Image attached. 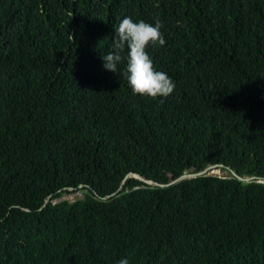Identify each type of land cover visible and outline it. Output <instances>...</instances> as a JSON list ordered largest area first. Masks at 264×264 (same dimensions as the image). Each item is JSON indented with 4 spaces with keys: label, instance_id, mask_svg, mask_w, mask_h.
<instances>
[{
    "label": "trees",
    "instance_id": "1",
    "mask_svg": "<svg viewBox=\"0 0 264 264\" xmlns=\"http://www.w3.org/2000/svg\"><path fill=\"white\" fill-rule=\"evenodd\" d=\"M125 17L166 99L104 69ZM121 259L264 264V0H0V264Z\"/></svg>",
    "mask_w": 264,
    "mask_h": 264
},
{
    "label": "clouds",
    "instance_id": "2",
    "mask_svg": "<svg viewBox=\"0 0 264 264\" xmlns=\"http://www.w3.org/2000/svg\"><path fill=\"white\" fill-rule=\"evenodd\" d=\"M162 28L159 19L153 24L125 17L114 30L112 50L101 56L104 69L116 74L118 65L124 63L122 74L134 95L155 100L166 99L174 92L175 83L166 72L156 69L147 51L149 47L165 45ZM119 264H128V261L121 259Z\"/></svg>",
    "mask_w": 264,
    "mask_h": 264
},
{
    "label": "rangeland",
    "instance_id": "3",
    "mask_svg": "<svg viewBox=\"0 0 264 264\" xmlns=\"http://www.w3.org/2000/svg\"><path fill=\"white\" fill-rule=\"evenodd\" d=\"M210 172L217 174V175H227L225 171L221 169H217V168L210 170ZM82 198H83L82 194L76 193V194H71V195H65L60 201H68V202L74 203L76 200H80ZM54 202H58V201H54Z\"/></svg>",
    "mask_w": 264,
    "mask_h": 264
},
{
    "label": "water",
    "instance_id": "4",
    "mask_svg": "<svg viewBox=\"0 0 264 264\" xmlns=\"http://www.w3.org/2000/svg\"><path fill=\"white\" fill-rule=\"evenodd\" d=\"M209 168H210V167L205 168L203 171L198 172V173H194V174H183L182 176H186V175H196V174L204 173V172H206ZM135 174H136V176H138L139 178H141L142 180H144V181H146V182H149V183H152V184L155 183L152 179L144 178V177H142L141 175H139L138 173H135ZM233 174L236 175L234 172H233ZM161 185H164V184H161Z\"/></svg>",
    "mask_w": 264,
    "mask_h": 264
}]
</instances>
